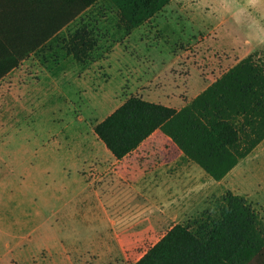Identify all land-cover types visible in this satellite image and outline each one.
<instances>
[{"label":"rangeland","instance_id":"1","mask_svg":"<svg viewBox=\"0 0 264 264\" xmlns=\"http://www.w3.org/2000/svg\"><path fill=\"white\" fill-rule=\"evenodd\" d=\"M150 18L79 78L0 98V264H134L176 214L229 190L193 161L113 163L93 127L130 95L183 105L246 55L264 60V0H168Z\"/></svg>","mask_w":264,"mask_h":264},{"label":"trees","instance_id":"2","mask_svg":"<svg viewBox=\"0 0 264 264\" xmlns=\"http://www.w3.org/2000/svg\"><path fill=\"white\" fill-rule=\"evenodd\" d=\"M66 1L79 13L96 0ZM114 1L126 25L136 26L168 0ZM93 130L119 160L151 167L178 158L220 179L264 140V60L246 55L180 108L130 95ZM263 251L264 221L229 190L173 224L134 264H249Z\"/></svg>","mask_w":264,"mask_h":264},{"label":"crops","instance_id":"3","mask_svg":"<svg viewBox=\"0 0 264 264\" xmlns=\"http://www.w3.org/2000/svg\"><path fill=\"white\" fill-rule=\"evenodd\" d=\"M77 8L76 2L66 0H0V72L7 70L0 75V98L6 93L24 97L34 92L29 86L79 78L80 70L94 67L88 54L121 49L123 41L112 37L121 38L127 32L114 0H96L75 13ZM255 156L261 157L259 162ZM173 161L179 163L178 158ZM222 180H228L230 191L245 196L264 221V140ZM173 205L167 200V207ZM202 209L199 205L198 211ZM173 219L170 227L188 220L178 214ZM159 222L156 219L157 226H163ZM249 264H264V251Z\"/></svg>","mask_w":264,"mask_h":264},{"label":"bare ground","instance_id":"4","mask_svg":"<svg viewBox=\"0 0 264 264\" xmlns=\"http://www.w3.org/2000/svg\"><path fill=\"white\" fill-rule=\"evenodd\" d=\"M223 73V72H222ZM217 78V77H216ZM252 150V149H251ZM236 165V164H235ZM229 191V190H228ZM227 192V191H226Z\"/></svg>","mask_w":264,"mask_h":264}]
</instances>
